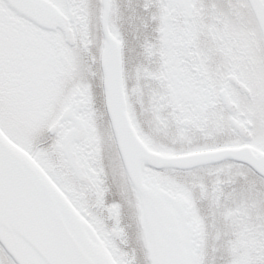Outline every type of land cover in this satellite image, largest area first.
<instances>
[{"label": "snow or ice", "instance_id": "snow-or-ice-1", "mask_svg": "<svg viewBox=\"0 0 264 264\" xmlns=\"http://www.w3.org/2000/svg\"><path fill=\"white\" fill-rule=\"evenodd\" d=\"M0 264H264V0H0Z\"/></svg>", "mask_w": 264, "mask_h": 264}]
</instances>
